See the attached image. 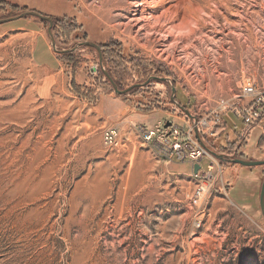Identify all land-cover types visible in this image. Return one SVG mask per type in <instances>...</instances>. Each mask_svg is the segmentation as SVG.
I'll return each mask as SVG.
<instances>
[{
	"label": "rangeland",
	"instance_id": "rangeland-1",
	"mask_svg": "<svg viewBox=\"0 0 264 264\" xmlns=\"http://www.w3.org/2000/svg\"><path fill=\"white\" fill-rule=\"evenodd\" d=\"M5 1L73 20L99 47L116 42L110 51L122 49L128 74L118 83L102 49L101 62L96 49L81 47L74 52L83 60L75 83L98 104L72 92L63 61L70 87L43 103L36 96L43 77L32 60L35 37L18 26H49L35 19L0 26V264H264V167L219 160L226 189L210 195V214L199 227L189 203L196 184L190 163H161L140 132L159 122L183 129L171 116L238 102L249 79L264 85V0H194L204 20L190 25L198 32L192 43L207 42L205 52L223 46L217 63L212 52L214 62H202L199 52L184 51L186 42L173 52L174 36L147 41L130 21L143 26L144 16L160 18L158 0ZM5 7L0 20L10 19ZM105 72L119 91H131L117 94ZM109 129L119 132L117 147L105 143ZM240 136L247 159L264 161V122Z\"/></svg>",
	"mask_w": 264,
	"mask_h": 264
},
{
	"label": "built area",
	"instance_id": "built-area-1",
	"mask_svg": "<svg viewBox=\"0 0 264 264\" xmlns=\"http://www.w3.org/2000/svg\"><path fill=\"white\" fill-rule=\"evenodd\" d=\"M238 102H222L217 110L203 115H191L189 112L176 114L174 120L182 121L183 129L178 126L165 128L167 123L159 122L154 129L140 128L145 142L151 147L161 163L167 166L175 161L189 162L192 167L191 177L195 187L189 196V203L194 211V223L200 227L210 213L205 208L210 195L215 191L226 188L224 169L220 161L212 154L209 147L202 141L212 142L222 136L228 129L226 118L231 114L243 121L241 135H250L255 127L264 122V85L249 79L241 86ZM183 111V110H181ZM199 135L200 140L197 139ZM119 132L109 129L104 132L107 145L118 146ZM244 139V138H243ZM208 161L206 169L201 163ZM200 165V173L194 174V167Z\"/></svg>",
	"mask_w": 264,
	"mask_h": 264
},
{
	"label": "trees",
	"instance_id": "trees-1",
	"mask_svg": "<svg viewBox=\"0 0 264 264\" xmlns=\"http://www.w3.org/2000/svg\"><path fill=\"white\" fill-rule=\"evenodd\" d=\"M1 5H5L6 9L9 10L8 16L6 18L11 17H17L23 13L35 11L31 10L27 7H23L18 4L9 3L5 0H0ZM4 8V6H3ZM37 12V11H36ZM41 15V12H38ZM52 19L53 22V36L57 43V45L64 49V50H70L73 49L75 44L78 43H86L88 42V36L84 32L83 28L79 26L76 22L73 20L67 19V18H60L55 16H49ZM5 19V18H4ZM26 19H35V18H26ZM36 21H39L42 25H48V23L42 22L38 19H35ZM117 43L112 41L109 45H100L102 52L104 54V63L107 65L109 74L120 84H122L123 80H126L127 78V69L122 67V64L120 63L123 59L122 49L120 51L112 52L110 51L112 48V45H116ZM62 61L65 63V66L67 69L70 70L72 75V92L76 94L77 97L87 100L93 105L98 104V100L93 97V93L91 92V95L85 94L79 86L75 83V77L77 74V71L81 67L83 60L78 55V53H68L59 55ZM240 123V125L238 124ZM226 123L228 125L227 131L220 136V138L209 142L208 146L218 155H226L230 157H234L236 159L244 160V161H252L247 159L246 155L241 152V150L246 145V141L243 138H240V131L243 128V121L240 119H236L234 116H230V118H226ZM231 135V137H230ZM233 138L234 140H231ZM233 167H237L238 165H230Z\"/></svg>",
	"mask_w": 264,
	"mask_h": 264
},
{
	"label": "bare ground",
	"instance_id": "bare-ground-1",
	"mask_svg": "<svg viewBox=\"0 0 264 264\" xmlns=\"http://www.w3.org/2000/svg\"><path fill=\"white\" fill-rule=\"evenodd\" d=\"M154 5H155V8H153V9H155V10L164 9V12L160 16V18H155V17L153 18V16H150V15L144 16L146 24L145 25L143 24V26L141 24L143 21L140 19H138V20L133 19L130 21L131 23H133L135 25H137V24L140 25L139 31H140V33L145 32V34H143V35L146 36L147 41L154 35L161 36L163 38V41H164V39H167L170 36L171 37L174 36L173 44H172V47L170 48V50H172V51L174 50L173 52H175L176 48H179L182 44H185V42H186L187 45H186L184 51L187 52V47H189V50H190V48H192V51L194 53H195V51L199 52L200 56L202 57V62H206L207 60H209V58H210V60H212L211 57H208L209 52H212V55L214 57L213 59L215 60V63L220 62L222 60V58H221L222 55L220 54V51L224 50L223 46L221 48L216 46L217 50H215L213 47H211L209 49V52H205L204 51L205 48L208 47L207 42H204L203 44L201 43L203 47L206 46L205 48L199 47V46L194 45L192 43L193 42L192 38L194 37L193 35L196 36L198 32L191 30L190 25L196 24L198 27H200L201 23L204 20V17L201 14L203 10H200L203 6L200 8L199 5L195 4L194 0H181V1H179V0H158V2H156V4H154ZM168 5H170V7H168ZM136 22H137V24H136ZM177 22H179L178 23L179 25L176 27L175 24ZM130 26H132V25H130ZM158 26L159 27L160 26L161 27H167L168 30L163 32V30H160L158 28ZM201 31H202V27H201ZM194 39H195V37H194ZM201 41L203 42V40H201ZM215 41L216 40H213L211 42L217 44ZM242 46H243V44H242ZM207 49L208 48H206V50ZM192 56H195V55L192 53L188 54V55H186V59H188L189 62H192L193 59H192V61H190V58H192Z\"/></svg>",
	"mask_w": 264,
	"mask_h": 264
},
{
	"label": "crops",
	"instance_id": "crops-1",
	"mask_svg": "<svg viewBox=\"0 0 264 264\" xmlns=\"http://www.w3.org/2000/svg\"><path fill=\"white\" fill-rule=\"evenodd\" d=\"M32 26L34 24L25 23L18 27L29 28V33L35 37L32 44V60L43 77L37 87L36 96L40 101L46 103L69 89V77L62 60L52 47L47 29L40 26L33 28ZM202 141L208 146L207 141ZM230 169L232 172H237L234 168Z\"/></svg>",
	"mask_w": 264,
	"mask_h": 264
},
{
	"label": "water",
	"instance_id": "water-1",
	"mask_svg": "<svg viewBox=\"0 0 264 264\" xmlns=\"http://www.w3.org/2000/svg\"><path fill=\"white\" fill-rule=\"evenodd\" d=\"M26 18H35V19H38V20H40L42 22H45V23L49 24L48 33H49V36H50V39H51L52 47H53V49H54L56 54L63 55V54L76 52L81 47L93 48V49H96L99 52L100 59H101V62H102L101 48L97 44L92 43V42H86V43L78 44L76 48L70 49V50H59L58 47H57V43H56V41L54 39L53 33H52V28H53L52 19L49 16L41 15L40 13H38L36 11L26 12V13H23V14L19 15L18 17H14V18L0 20V26L8 24V23H12V22H17V21H20V20L26 19ZM106 75L110 79L108 73H106ZM110 81L114 85V88H115V91H116L117 94H127L128 92L131 91V89H129V90L121 92V91H119L117 89V87L113 83L112 79H110ZM172 93H173L172 101L176 105H178V107H179V104L177 102H175L176 90L174 88L172 90ZM171 126H172V123L168 122L167 125L165 126V128L167 129V128L171 127ZM197 139L201 141L199 135H197ZM212 154L218 160H220L222 163H225V164H228V165H238V166L245 167V168L264 167V161H244V160L236 159L234 157H230V156H226V155H217V154H215L213 152H212ZM200 168H201L200 165H196L194 167V174L200 173ZM260 209H261V213H262L263 218H264V181H263V184H262V187H261V193H260Z\"/></svg>",
	"mask_w": 264,
	"mask_h": 264
}]
</instances>
